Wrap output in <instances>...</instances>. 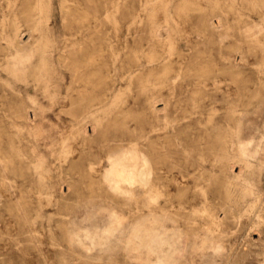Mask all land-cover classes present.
Returning <instances> with one entry per match:
<instances>
[{
    "label": "rangeland",
    "instance_id": "1",
    "mask_svg": "<svg viewBox=\"0 0 264 264\" xmlns=\"http://www.w3.org/2000/svg\"><path fill=\"white\" fill-rule=\"evenodd\" d=\"M263 106L264 0H0V264H132L198 184L264 201ZM240 220L227 264H264V204Z\"/></svg>",
    "mask_w": 264,
    "mask_h": 264
},
{
    "label": "bare ground",
    "instance_id": "2",
    "mask_svg": "<svg viewBox=\"0 0 264 264\" xmlns=\"http://www.w3.org/2000/svg\"><path fill=\"white\" fill-rule=\"evenodd\" d=\"M249 166L251 164H241L242 169H247ZM196 187L201 188L203 192L201 196L180 194L175 198L160 199L156 205H152V209H149L143 225L134 223L133 230L130 228L132 233L129 239L132 264H205L204 260L207 258L212 259V264H227L229 252L222 239L226 236L223 230L224 224L227 225L232 216L238 220L237 226L242 227L243 222L240 220L242 215L262 206L264 201L253 194L234 195L229 185L226 186L225 193L218 189L211 196L206 194L200 184ZM212 203L221 205L225 210L224 218L221 217L220 212H210L208 208ZM198 205L203 206L201 215L196 209ZM231 210L239 212V216ZM163 212H175L176 215L181 216L177 222L174 220L179 224L173 229L166 227L162 222L166 217H158V213ZM203 220H206L204 226H202Z\"/></svg>",
    "mask_w": 264,
    "mask_h": 264
}]
</instances>
